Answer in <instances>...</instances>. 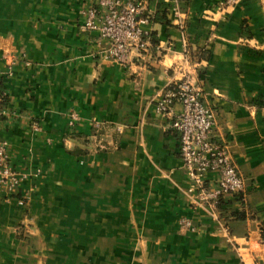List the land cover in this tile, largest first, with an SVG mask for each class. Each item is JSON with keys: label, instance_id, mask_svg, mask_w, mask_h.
I'll return each instance as SVG.
<instances>
[{"label": "crops", "instance_id": "1", "mask_svg": "<svg viewBox=\"0 0 264 264\" xmlns=\"http://www.w3.org/2000/svg\"><path fill=\"white\" fill-rule=\"evenodd\" d=\"M138 1L152 47L126 68L82 29L93 0H0V137L14 166L41 170L17 194L0 186V264H264V0L224 19V0H180L183 25L173 0ZM187 49L214 136L245 179L220 220L190 204L172 117L154 100L182 77Z\"/></svg>", "mask_w": 264, "mask_h": 264}, {"label": "built area", "instance_id": "2", "mask_svg": "<svg viewBox=\"0 0 264 264\" xmlns=\"http://www.w3.org/2000/svg\"><path fill=\"white\" fill-rule=\"evenodd\" d=\"M172 12L176 23L185 24L180 7V0H173ZM241 0H224L218 13L224 19L231 14ZM144 6L138 0H93V5L82 11L83 31L97 32L100 39L109 42L102 51L105 60L115 62L129 68L135 58L146 59L152 44L150 31L143 26L151 19L143 18ZM8 70L11 72L15 58L4 57ZM189 67L190 69H187ZM182 77L169 83L167 88L154 100L157 108L164 116L172 117L171 128L179 139V152L183 160L184 170L189 185L184 189L190 204L196 207L210 208L212 215L218 220L219 202L223 197H243L245 179L238 170L226 144L216 139L215 112L205 102L201 88L198 86L199 65L193 62L189 49L186 50L183 62L175 68ZM1 77V73H0ZM0 95V119L9 111L4 107ZM178 102L181 110L173 113V106ZM80 116L77 111L70 113L69 125L75 128ZM36 131L41 130L38 124L33 125ZM41 174V170H19L14 166L10 154V143L0 137V186L9 193L17 194L21 186L30 178ZM215 175V185L210 187L207 176ZM25 198V197H24ZM19 200L26 204L25 199ZM220 220V219H219ZM182 225L192 228L189 220Z\"/></svg>", "mask_w": 264, "mask_h": 264}, {"label": "trees", "instance_id": "3", "mask_svg": "<svg viewBox=\"0 0 264 264\" xmlns=\"http://www.w3.org/2000/svg\"><path fill=\"white\" fill-rule=\"evenodd\" d=\"M192 56H194V55L192 54ZM2 101H3V104H4V102H5V97L2 98ZM223 198H224V197H223ZM223 198L220 200L219 205H220V203L222 202ZM234 217H235V218H240V217H242V215H241V214H237V215H234Z\"/></svg>", "mask_w": 264, "mask_h": 264}]
</instances>
